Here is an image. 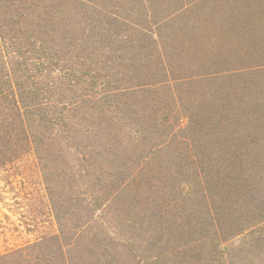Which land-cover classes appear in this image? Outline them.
Masks as SVG:
<instances>
[{
	"label": "rangeland",
	"instance_id": "rangeland-1",
	"mask_svg": "<svg viewBox=\"0 0 264 264\" xmlns=\"http://www.w3.org/2000/svg\"><path fill=\"white\" fill-rule=\"evenodd\" d=\"M104 1L123 18L90 21V29L107 31V63H97L99 77L108 89L122 82L145 86L122 99L126 133L142 122L132 119V109L148 127L137 139L145 142L143 149L127 152L124 161L125 168L138 169L147 156L143 168L149 170L135 179L136 187L126 185L133 196L105 207L110 223L93 232L104 246L100 252L111 256L101 264H206L197 243L204 232L199 223L178 229L173 219L206 211L201 181L219 177L211 165H231L235 175L225 182L236 193L213 196L210 207L226 212L247 204L250 212L264 213V0ZM99 32L95 38H102ZM98 46L93 42V49ZM59 173L58 167L42 168L34 152L0 168V253L56 233L58 210L79 212ZM214 183L207 185L212 194ZM112 212H121L126 222L134 213L139 225L123 222L121 234ZM153 213L162 214L163 222ZM118 235L137 240L136 251L115 243Z\"/></svg>",
	"mask_w": 264,
	"mask_h": 264
},
{
	"label": "trees",
	"instance_id": "trees-1",
	"mask_svg": "<svg viewBox=\"0 0 264 264\" xmlns=\"http://www.w3.org/2000/svg\"><path fill=\"white\" fill-rule=\"evenodd\" d=\"M101 17L109 22L123 18L118 7L110 8L104 0H0V168L34 152L42 168L60 169L58 177L69 185L65 191L79 202V212L57 211L56 233L1 252L0 264H74L79 260L101 264L111 256L100 252L104 246L93 232L110 223L105 221V207L133 196L126 185L136 187L135 179L149 170L143 168L147 156L141 168H125L126 153L143 149L145 142L137 139L148 127L141 112L132 109L136 114L132 119L142 122L126 133L122 99L145 86L122 82L112 89L104 87L107 80L99 77L98 65L107 63L103 41L107 31L90 29V21L104 23ZM98 32L102 38H95ZM93 42L100 46L93 49ZM224 162L211 165L218 178L203 174L206 211L195 218H175L173 224L183 229L199 223L204 232L197 243L203 245L206 264H264V213L250 212L247 204L228 206L226 212L209 206L213 196L236 193L231 182H225L235 173ZM223 170L227 173L221 181ZM210 179L217 182L213 194L207 188ZM120 213L112 212L119 219L114 225L121 234L124 224L133 229L139 225L134 213L127 216L128 222ZM158 217L163 222L162 214L152 219ZM113 239L136 251L137 240L119 235Z\"/></svg>",
	"mask_w": 264,
	"mask_h": 264
}]
</instances>
